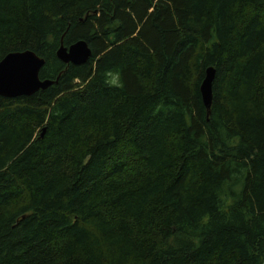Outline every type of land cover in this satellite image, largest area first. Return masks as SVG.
Returning <instances> with one entry per match:
<instances>
[{
  "label": "trees",
  "instance_id": "16d2710c",
  "mask_svg": "<svg viewBox=\"0 0 264 264\" xmlns=\"http://www.w3.org/2000/svg\"><path fill=\"white\" fill-rule=\"evenodd\" d=\"M28 50L57 83L0 96V264H264V0H0Z\"/></svg>",
  "mask_w": 264,
  "mask_h": 264
},
{
  "label": "water",
  "instance_id": "95a60500",
  "mask_svg": "<svg viewBox=\"0 0 264 264\" xmlns=\"http://www.w3.org/2000/svg\"><path fill=\"white\" fill-rule=\"evenodd\" d=\"M56 56L64 64L81 65L90 59L92 51L84 40L67 47L61 41ZM45 64V59L33 51L8 54L0 62V96L6 98L32 96L56 84L57 80H41L40 72ZM214 76L215 70L212 67L207 68L200 85L201 98L208 114L212 104Z\"/></svg>",
  "mask_w": 264,
  "mask_h": 264
}]
</instances>
